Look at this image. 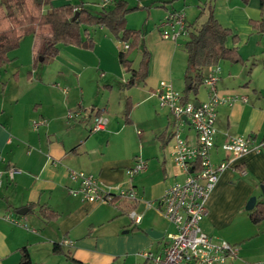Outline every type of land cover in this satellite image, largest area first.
Wrapping results in <instances>:
<instances>
[{
    "label": "crops",
    "instance_id": "crops-1",
    "mask_svg": "<svg viewBox=\"0 0 264 264\" xmlns=\"http://www.w3.org/2000/svg\"><path fill=\"white\" fill-rule=\"evenodd\" d=\"M79 1L93 10L101 4L100 0H53L52 4ZM126 1L148 6L127 14L126 26L143 25L150 63L148 76L141 83L143 98L135 99L140 97L133 91L136 84L123 88L125 96L117 106L118 118L113 124L109 116L112 76L117 72L123 84L129 74L117 59L124 43L104 26L87 27L93 40L91 48L58 44L49 64L42 65L43 57L40 60L38 52L50 27L35 25L32 32L21 38L18 47L8 52L10 59L0 68V169L10 165L18 169L12 178L6 173L2 175L0 264H16L23 245L32 264H75L69 256L84 264H151L138 252H160L165 245L163 234L173 229L169 222L170 226L161 229L154 217L160 214L153 208H145L141 201L115 199L112 203H100L82 200L68 191L76 185L69 178V169L93 173L104 185L125 186V170L136 156L146 161L145 169L132 178L142 200L158 199L168 184L183 177L171 156L174 116L168 108L159 105L155 90L162 80L170 81L174 87L175 56L182 50L186 64V52L182 39L160 37L159 24L171 10H182L186 23L192 22L205 0H174L163 7L156 0ZM212 3L218 22L238 36L237 42L233 43L229 37L226 44H234L243 58L242 62H218V91L237 97L230 104L217 107L216 146L210 152L212 162L217 163L224 157L219 142L225 133L253 134L257 140L264 137V31L258 32L249 23V19L259 20L264 15L259 0L247 3L212 0ZM19 24L24 25L22 17ZM95 79L103 81L105 88H100L103 100L93 98ZM205 98L195 96L194 101ZM150 100L156 101L152 107ZM126 106L129 107L127 122ZM78 107L82 108L80 118H66L68 110ZM139 107L143 117H153L157 125L150 126L148 134L142 129L136 138L134 133L140 130ZM98 111L107 117V124L103 129L91 131ZM36 119L45 122L34 127L32 121ZM164 129L171 135L166 143L156 137ZM233 164L240 168H226L220 173L206 200L207 212L201 227L237 246V256L227 264H264V219L251 222L250 209L245 207L251 196H255V203L264 202V192L259 185L255 186L264 178V147L244 153ZM30 204L34 205L30 207ZM130 206L142 212V219L136 225L121 216ZM39 207L51 208L58 216L43 218ZM22 208L24 212H18ZM5 214L23 224L4 219ZM146 228L162 235L152 237ZM54 243H59L61 252L52 250Z\"/></svg>",
    "mask_w": 264,
    "mask_h": 264
},
{
    "label": "built area",
    "instance_id": "built-area-1",
    "mask_svg": "<svg viewBox=\"0 0 264 264\" xmlns=\"http://www.w3.org/2000/svg\"><path fill=\"white\" fill-rule=\"evenodd\" d=\"M100 1L108 4L112 0ZM186 24L182 10L168 11L159 24V35L163 39L174 41L185 38L188 33ZM218 77V63L206 68L202 83L208 89L207 97L203 101H198V104L190 99L183 101L182 93L168 80L160 81L156 87L155 94L159 105L168 108L174 116L171 156L174 164L183 173L181 179L168 184L158 199L142 200L132 184V178L146 167V161L140 156H136L133 163L126 168L125 186L104 185L90 172L75 169L68 171L69 178L76 182L75 186L68 188L70 194L78 195L82 200L100 203H112L115 199L141 201L145 208L155 209L172 225L173 229L163 234L165 245L160 252L154 253L150 250L138 252L139 256L151 264H227L237 256L238 248L235 244L205 232L201 222L207 212L206 200L220 173L226 168H235L234 159L244 153L261 150L264 147V137L257 140L253 134L225 133L219 142L224 157L217 163L212 162L210 152L216 146L217 107L221 104H230L237 97L218 91L216 87ZM242 98L245 99V96ZM81 115L82 108L78 107L74 111H68L66 118L78 119ZM107 121L103 113L94 115L90 130L103 129ZM44 122V119H36L32 121V125L35 127ZM16 171L18 169L11 165L0 169V186L3 173L12 178ZM126 215L132 225L140 223L142 219V212L134 206L126 210ZM3 217L15 224H23L10 214Z\"/></svg>",
    "mask_w": 264,
    "mask_h": 264
},
{
    "label": "trees",
    "instance_id": "trees-1",
    "mask_svg": "<svg viewBox=\"0 0 264 264\" xmlns=\"http://www.w3.org/2000/svg\"><path fill=\"white\" fill-rule=\"evenodd\" d=\"M53 0H0V68L9 61L8 52L17 48L21 38L32 32L35 25L47 24L50 33L45 38L38 56L43 57V62L48 61L58 51V44L77 45L91 48L93 40L89 36L88 26H104L113 37L126 46L120 49L117 54L118 62L129 72V77L122 84L123 87H131L138 82H145L149 72L150 51L144 40L145 30L143 25L139 28L126 26V15L130 12L143 8L146 5L138 3L131 5L126 0H112L108 4H100L96 10L85 6L83 1L74 4L65 2L53 5ZM158 5L163 7L174 0H156ZM247 3L249 0H240ZM261 10L264 11V0H259ZM148 7V6H146ZM174 11V10H171ZM77 13L76 16L74 14ZM19 15L24 25L19 24ZM249 23L258 32L264 31V16L261 19H249ZM187 36L183 41V48L186 52V64L184 77L189 81L182 88V99L187 101L190 92L196 94L197 87L202 83L206 68L217 64L220 60L231 62H242L238 48L233 44L228 46L227 39L232 42L238 40V36L229 27L221 25L214 16L212 0H205L199 6V11L192 22H188ZM140 54L138 66H132L131 51ZM37 62V60H36ZM99 114V111L97 112ZM129 107L124 109L125 121L128 118ZM166 129L159 132L156 137L162 142L170 138ZM240 168V166H235ZM264 185V178L255 183V186ZM34 204H30V207ZM40 214L46 219H55L58 213L48 207H39ZM251 222L257 223L264 219V202L257 201L252 209L248 211ZM132 230H137L132 227ZM52 250L61 252L59 243H54ZM20 256L16 264H32V260L26 246L19 248ZM75 264L83 262L69 256Z\"/></svg>",
    "mask_w": 264,
    "mask_h": 264
},
{
    "label": "rangeland",
    "instance_id": "rangeland-1",
    "mask_svg": "<svg viewBox=\"0 0 264 264\" xmlns=\"http://www.w3.org/2000/svg\"><path fill=\"white\" fill-rule=\"evenodd\" d=\"M169 5H170V3H169ZM263 14H264V11H263ZM19 17L21 18L20 15H19ZM181 39H182L181 41H184L186 39V37L181 38ZM183 55H184V53H183ZM183 55H182V50L179 51V53L175 56V59L173 62V69L175 70L174 71L175 75L173 77L176 79V81H174V88L177 89L178 91H180L181 93H182V88H183L182 86H184V84L187 82V79L184 77L185 63H184ZM129 56L131 58H133V60H132L133 67H136V65L138 63L139 56H140L139 52L133 50L129 53ZM260 61L262 62V60H260ZM41 63H42V65L49 64L48 61L41 62ZM182 65L184 68H182ZM180 71H183V72H180ZM127 73L129 74V72H126V74ZM112 77H113V79H112V84H113L112 93H113V95H112V99H111V111H109L111 124L114 123L116 117L118 118V113L116 111L117 106L119 107V105H121L123 103V99L125 96V93L123 92V88H125V87H121L122 80H121L120 75L117 72H114V76H112ZM31 78L34 79L33 76H31L30 79ZM102 82H103L102 80H99V81L97 79L94 80V83L96 84V86L94 87L92 93H93V98L97 99V101H99L100 98L102 100L104 99L103 97L100 96V94H101L100 88H105L104 85L102 84ZM106 90L109 91V89H106ZM207 90H208L207 87L203 83H201L197 87L196 94H194L193 92H190L188 97L190 100H194L195 96L205 98ZM133 91L136 94L140 95L139 98L137 97L135 99L143 98V96H144L143 92L144 91H143L141 82L136 83V85L133 88ZM150 101L152 102L151 103V107H152L154 105V102H156V101H154V100H150ZM75 109L68 110V111H74ZM138 112H141V113H138V115L136 114L137 116H139L137 118V123H138V127H140V130L138 129L137 131H135L134 135L136 138L142 129H143L145 134H148L147 132L149 131V127L157 125V122H155V119L153 117H149L146 115H145V117H143L140 107L138 109ZM152 116H156V114L153 113ZM89 123H91V121ZM121 216L128 219V216L126 215L125 212H123ZM154 217H155L156 224H158L161 229H164L165 227L170 226L168 221L163 216H161V215L159 216L156 214Z\"/></svg>",
    "mask_w": 264,
    "mask_h": 264
},
{
    "label": "water",
    "instance_id": "water-1",
    "mask_svg": "<svg viewBox=\"0 0 264 264\" xmlns=\"http://www.w3.org/2000/svg\"><path fill=\"white\" fill-rule=\"evenodd\" d=\"M76 15H77V13L74 14V16H76ZM39 59L42 60V57H39ZM188 82L189 81L187 80V83ZM195 103L198 104V102H195ZM259 186H260V189L262 190V192H264V185L263 184H260ZM254 204H255V196H251L247 200V203H246L245 207H246V209H252L253 206H254ZM18 212L23 213L24 212V209L23 208L22 209H19ZM146 232L150 236L155 237V238H157V237H159V236L162 235V232L156 231L155 229H152V228H146Z\"/></svg>",
    "mask_w": 264,
    "mask_h": 264
}]
</instances>
